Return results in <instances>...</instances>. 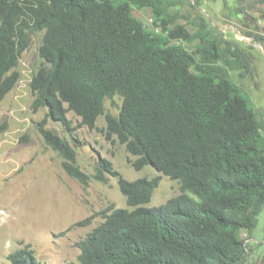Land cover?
I'll use <instances>...</instances> for the list:
<instances>
[{
	"label": "trees",
	"instance_id": "trees-1",
	"mask_svg": "<svg viewBox=\"0 0 264 264\" xmlns=\"http://www.w3.org/2000/svg\"><path fill=\"white\" fill-rule=\"evenodd\" d=\"M179 4L0 0V103L21 80L30 35L43 32L44 65L30 83L33 111L46 108L48 118L68 128L73 113L91 130L105 116L107 139L137 158L136 171L153 166L181 186L166 205L147 207L160 177L130 181L107 160L90 176L47 120L38 123L71 178L88 186L117 177L127 200L129 209L110 206L78 244L80 264H244L242 234H252L264 210V121L231 78L232 62L216 63L227 57L223 40L205 22L191 34L172 13ZM135 9L153 11L154 31L135 18ZM195 41L193 51L176 43ZM116 96L123 99L119 117L105 113L106 99ZM8 261L43 264L29 246Z\"/></svg>",
	"mask_w": 264,
	"mask_h": 264
},
{
	"label": "rangeland",
	"instance_id": "rangeland-1",
	"mask_svg": "<svg viewBox=\"0 0 264 264\" xmlns=\"http://www.w3.org/2000/svg\"><path fill=\"white\" fill-rule=\"evenodd\" d=\"M172 13L191 34L198 33L205 22L207 30L223 40L227 57L216 63L226 66L225 59L232 62L231 78L264 121V4L258 0H180ZM133 14L146 29L155 30L151 9H135ZM43 35H30L18 68L21 80L0 103V264H9V256L27 246L43 264H80L78 244L103 222L102 213L112 205L129 209L117 177L108 175L107 183L92 179L83 186L64 171L61 156L38 131L37 124L44 120L47 129L75 149L78 165L90 176L97 174L100 160H107L130 181L160 177L147 207H162L182 193L177 181L152 166L136 171L131 160L137 158L116 139H107L105 116L91 130L73 113L68 128L48 118L46 108L33 111L30 83L44 65L39 55ZM176 43L193 51L199 41ZM122 103L120 96L106 99L105 113L119 117ZM91 218L90 224L80 225ZM242 238L247 246L244 264H264V210L252 234L243 232Z\"/></svg>",
	"mask_w": 264,
	"mask_h": 264
},
{
	"label": "clouds",
	"instance_id": "clouds-1",
	"mask_svg": "<svg viewBox=\"0 0 264 264\" xmlns=\"http://www.w3.org/2000/svg\"><path fill=\"white\" fill-rule=\"evenodd\" d=\"M101 161V160H100ZM153 167V166H152Z\"/></svg>",
	"mask_w": 264,
	"mask_h": 264
},
{
	"label": "water",
	"instance_id": "water-1",
	"mask_svg": "<svg viewBox=\"0 0 264 264\" xmlns=\"http://www.w3.org/2000/svg\"><path fill=\"white\" fill-rule=\"evenodd\" d=\"M100 159H101V158H100ZM100 159H99V160H100Z\"/></svg>",
	"mask_w": 264,
	"mask_h": 264
}]
</instances>
